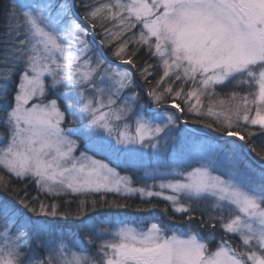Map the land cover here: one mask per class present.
I'll return each mask as SVG.
<instances>
[{
  "label": "snow or ice",
  "instance_id": "1",
  "mask_svg": "<svg viewBox=\"0 0 264 264\" xmlns=\"http://www.w3.org/2000/svg\"><path fill=\"white\" fill-rule=\"evenodd\" d=\"M0 5V167L34 181L44 196L138 194L146 206L137 213L160 212L135 221L97 217L95 199L78 200L70 212L26 193L15 204L0 202V264H264V167L240 155L256 153L264 161L253 141L264 142V0ZM114 43L112 54L123 65L134 66L142 49L159 62L145 59L134 69L146 82L155 67L162 69L147 100L136 91L134 71L93 51V44ZM169 104L176 112L169 113ZM177 113L212 120L207 126L221 133V143L196 141L165 171L146 169L141 181L154 183L134 186L118 167L147 150L159 160L170 143L175 147ZM81 142L87 151L77 156ZM222 160L229 161L223 173ZM0 185L7 186L3 176ZM100 206L130 207L103 199ZM68 219L74 227L56 223Z\"/></svg>",
  "mask_w": 264,
  "mask_h": 264
},
{
  "label": "rangeland",
  "instance_id": "2",
  "mask_svg": "<svg viewBox=\"0 0 264 264\" xmlns=\"http://www.w3.org/2000/svg\"><path fill=\"white\" fill-rule=\"evenodd\" d=\"M96 1H97L96 2L97 5L99 3L107 2V0H96ZM16 2H18V3H28V2H30V0H16ZM78 3L79 2L76 1V4L77 5H81L80 3L79 4ZM83 3L93 4V2H91V0H84ZM77 9H79V8H77ZM106 26H110V25H106ZM97 28H100V30L102 31V34L100 36V39H103V30H102V28L100 27L99 24H97ZM133 31L134 32H138L139 31V26L136 29H133ZM129 35H131V33H129ZM89 39H90V37H89ZM90 43H91V40H90ZM115 47H116V44L115 43L110 46L111 52L114 51ZM97 48H96V45L93 44V51L95 53H97V54H101V52L99 50L96 51ZM114 58L117 59V60H119L115 56H114ZM158 64H159V62L157 63V65ZM113 67H117V66H114L113 65ZM125 69L128 70V71H131L129 68H125ZM153 74L156 75L155 78L157 80L159 78V76L162 74V69L159 68V70H158V67H155ZM13 81L14 82L11 85H9V89H10L11 93H13L15 91V89H16V82H18V77L14 76L13 77ZM168 111H170L169 112L170 114L176 112V111H172L170 109H168ZM3 115H1V116H3ZM189 115L191 117H195V116H193L191 114H189ZM195 118H197V117H195ZM204 123H206V125H203L206 128L205 130H211V131L217 132L213 128H209L207 126L208 124L214 123L212 120H205ZM4 131H5V129H3L2 127H0V132H4ZM173 136L177 140V144L175 145V147H173V145L170 143V145L168 147V150H167V153L164 156H162L159 160L154 155H149L150 150H147L146 153H145V155L142 158H137L134 161H122L121 162V165H123L125 168H132V167L137 168L138 173H137L136 178L133 180L134 181V186L140 187V186H143L144 183H147L149 185H151L152 183H154L153 179H147L146 181H141L140 177L143 175L144 171L146 169H151V168H156V167H159L161 171H165L166 168L164 166L165 165H172L174 159L180 160L182 158H186L187 157V153L194 146V144H195L196 141H199V140H202V139H206L207 141H209L211 143H221V141L219 142L218 140L213 139L212 137L207 138L205 136H200V135L194 134V133L188 131L186 128H184L182 126L179 127L178 125H177L176 129L173 132ZM228 139H230V138H228ZM82 146H83V142H81V147ZM82 151H86V150H82ZM79 153H80V151L77 150L76 155L78 156ZM88 154L91 155V156H93L89 152H88ZM240 155L243 156L242 152L240 153ZM94 157L96 159L103 160V159L97 157L96 155H94ZM243 157L245 158V156H243ZM111 160L113 161V159H111ZM105 161L108 162L112 167H116V165L114 163H111L108 160H105ZM247 163H250V162H247ZM252 166L253 167H256V168H261V167H259L257 165L256 166L255 165H252ZM220 167L222 169V173L225 172V171H227V169L229 168V161L222 160L220 162ZM1 170L4 171V173H6L5 175H10L7 171H5L3 169H1ZM117 170L120 172L121 175H129V176H131V174H129V173H122L120 171V169H117ZM0 176H1V173H0ZM12 177H14V176H12ZM165 178L171 179L172 177L170 175L168 177L157 176L156 179H155V182L158 183L161 179H165ZM107 194H110V193H107ZM97 195L103 196V197L106 196L105 194H97ZM136 195H138V194H136ZM95 196L96 195H88V196H85V197H80V196H61V197H57V198H53V197H50V196H47V197L49 198L50 203H58V204L64 205L60 209V211H61V210H67L69 208H75V207H77V202L80 199H88V197H90L91 199H93ZM2 201H3V199L0 198V202H2ZM65 201H71V203L65 204ZM164 204H165V202H164ZM164 206L165 205H163L161 207H164ZM156 212H159V209ZM155 214H158V213H155ZM117 215L118 216L125 217L127 219H142L143 216L145 215V213H137L135 210H133V211H128L125 214L124 213H119Z\"/></svg>",
  "mask_w": 264,
  "mask_h": 264
},
{
  "label": "trees",
  "instance_id": "3",
  "mask_svg": "<svg viewBox=\"0 0 264 264\" xmlns=\"http://www.w3.org/2000/svg\"><path fill=\"white\" fill-rule=\"evenodd\" d=\"M78 1L80 4H81V0H76ZM84 1V0H83ZM91 2H93V4H97L96 0H91ZM78 3V4H79ZM78 11L80 13H83V7H78ZM3 16V5H0V18H2ZM0 23H2V19H0ZM96 33L98 35V37L101 36L102 34V31L100 30V28H97L96 27ZM129 35V34H128ZM135 45H129V48H134ZM107 53L109 56H113V52H111L110 50V46H107L105 47ZM114 57V56H113ZM145 59H148L147 55H146V51L145 50H141L140 54H139V58L137 59V62L135 64V67L136 69H139V67L141 66V63L142 61H144ZM148 62L153 64V65H157V60L155 58H152V59H148ZM158 70H159V67H158ZM137 75L139 77V72L137 71ZM156 75H152L148 78V81H144L142 79H140L146 87L148 88H151L154 84H155V81H156ZM218 91H227L226 89L225 90H221V89H218ZM11 91H9V99H11ZM178 102H180L178 100ZM3 111L0 110V117H2L1 115H3ZM191 124L197 126V127H200L201 125H203L201 122V118H195V117H191L189 116V114H184L183 115ZM220 133V132H218ZM221 134V133H220ZM243 134V133H242ZM253 141H255V146L257 148V151H260L261 149H264V142H262V139L258 136L257 137H253ZM255 156L261 160V157L259 155H257L255 153ZM0 173H1V176L4 177L5 179V184L7 185L6 187L4 185H0V197H3L6 201L12 203V204H15L16 200L17 199H24L25 198V195L27 193V196L28 198L30 199L31 197L33 196H37L39 195V198L40 200L42 201H45L47 203H50V200L47 196H44L40 193H38L37 191V187H36V184L34 181L32 180H27V179H24V180H21V179H17L15 177H12L10 175H5L6 173H4V171H2L0 169ZM33 188H31V187ZM105 198L103 200H106L108 202H111V201H117L119 203H126L128 205H130V207L126 210H118V211H122V212H128V211H133L135 210V208L137 206H140V207H145L146 204L144 201H142V199L140 198V196L138 195H135V196H130V197H123L121 195H114V194H105ZM103 196H95L93 199H95L97 202H98V206H97V210H101L102 213H108L110 209H107L106 207H101L100 206V202L102 201V198ZM88 200H92L90 197H88ZM151 203L153 204H157L160 206V208H163L161 206L165 205L164 204V201L161 200V199H152L151 200ZM77 207L75 208H69L67 209V211H74ZM158 209H156L157 211ZM61 211H65V210H61ZM116 211V210H115ZM169 215H172V211L169 209V212H168ZM103 216V214H101ZM98 217V216H97ZM177 219H180V216L177 214ZM74 227V226H72Z\"/></svg>",
  "mask_w": 264,
  "mask_h": 264
},
{
  "label": "water",
  "instance_id": "4",
  "mask_svg": "<svg viewBox=\"0 0 264 264\" xmlns=\"http://www.w3.org/2000/svg\"><path fill=\"white\" fill-rule=\"evenodd\" d=\"M116 62V61H115ZM117 63V62H116Z\"/></svg>",
  "mask_w": 264,
  "mask_h": 264
}]
</instances>
